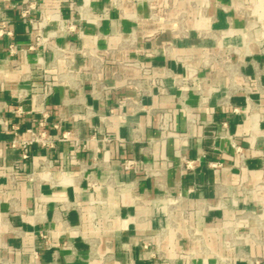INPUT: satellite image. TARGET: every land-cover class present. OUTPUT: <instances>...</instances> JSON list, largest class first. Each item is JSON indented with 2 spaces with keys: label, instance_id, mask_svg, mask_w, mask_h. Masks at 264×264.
Segmentation results:
<instances>
[{
  "label": "crops",
  "instance_id": "1",
  "mask_svg": "<svg viewBox=\"0 0 264 264\" xmlns=\"http://www.w3.org/2000/svg\"><path fill=\"white\" fill-rule=\"evenodd\" d=\"M29 1L0 0V264H264V0H37L83 33L36 50Z\"/></svg>",
  "mask_w": 264,
  "mask_h": 264
},
{
  "label": "built area",
  "instance_id": "2",
  "mask_svg": "<svg viewBox=\"0 0 264 264\" xmlns=\"http://www.w3.org/2000/svg\"><path fill=\"white\" fill-rule=\"evenodd\" d=\"M37 6V0H31L27 3L19 4L18 6V17L22 22L27 23L31 30L35 32V36L33 42L29 44L28 49L36 50L39 47H46L48 46L49 40L52 38V34L50 33H43L44 29L46 28L49 21H57L59 24L60 30L64 31L68 35L77 34L78 36H82V28L79 26L73 19H62L55 15L46 16L44 14L34 15L33 10ZM6 21H1L0 23V36L3 34L11 35V31L7 30L6 28ZM18 51L14 44L9 45V52L10 54H14ZM42 118L43 120L39 122V126H43L45 118L48 117V113L42 110ZM15 113H21L22 108L18 106L15 110ZM57 127V125H54ZM30 133V138L28 140H22L19 144L22 147H25L28 144L38 143L41 146H50L54 145V142L50 140L47 136L45 131L43 130H34L28 129ZM66 133H63L59 140L65 139ZM18 140L14 138L11 142L12 146L18 145ZM25 157V155H24ZM133 160L124 159L121 161L120 165L124 170H129L133 166ZM194 161H186V168H192L194 166ZM212 166H216V162L211 163ZM43 238H46V235H42Z\"/></svg>",
  "mask_w": 264,
  "mask_h": 264
}]
</instances>
